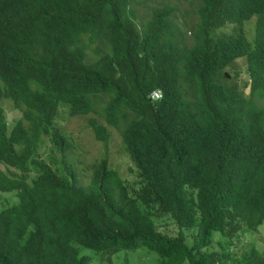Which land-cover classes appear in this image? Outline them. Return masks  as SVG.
<instances>
[{
    "label": "trees",
    "instance_id": "trees-1",
    "mask_svg": "<svg viewBox=\"0 0 264 264\" xmlns=\"http://www.w3.org/2000/svg\"><path fill=\"white\" fill-rule=\"evenodd\" d=\"M199 1L188 46L171 5L146 21L140 0H0V190L19 198L0 210V264H88L79 245L110 264L139 248L157 255L142 264H264L241 244L264 224V0ZM4 100L22 113L11 130ZM63 106L99 142L120 133L134 180L105 154L81 183ZM46 139L60 159L41 158Z\"/></svg>",
    "mask_w": 264,
    "mask_h": 264
},
{
    "label": "rangeland",
    "instance_id": "rangeland-1",
    "mask_svg": "<svg viewBox=\"0 0 264 264\" xmlns=\"http://www.w3.org/2000/svg\"><path fill=\"white\" fill-rule=\"evenodd\" d=\"M140 3L142 6H137L136 11L140 18L145 19L146 21L150 17V9L152 7L163 5L174 6L176 8L175 16L180 21L184 32L183 34L185 35V43L188 46L193 45L194 34L192 29L197 23L196 11L200 5L199 0H140ZM256 21L257 17L255 16L250 21L245 22L246 24L243 27L244 33L250 42L255 40ZM139 28H142L140 23ZM238 29V25H227L216 32L215 38L235 35ZM89 54H92L91 50H89ZM245 64L246 62L244 60H238L237 64L235 65L236 71L243 70V66ZM234 78H236V81L241 84L248 81V77L245 73L241 74L239 78H237L236 74H234ZM248 83L250 84V81ZM241 88H243V86H241ZM249 89V87L246 88V93H249ZM3 107L10 127H12L17 118L21 116V113L15 108L11 100H4ZM64 107L65 106L60 109L56 123L62 133L74 140L72 153L68 154L69 156L66 160L67 162L68 160L71 162L72 160L78 158L76 161H80L75 164V172L78 173L81 183H86L85 176L90 173L92 164L105 156V154H107L109 157L110 164L118 168L119 173L123 178L129 179L130 181L134 180L135 173L130 174V171L134 172L135 166L132 163L129 155L125 152L126 150H124L125 147L120 133L116 129L109 127L108 130L110 135L108 141L105 143L99 142L96 139L93 130L88 126L87 118L78 116L71 117L68 110L66 109L67 107ZM41 148H44L41 151L42 159L51 161L53 157L59 159L61 158L59 152L58 154L53 153L52 146L47 139L46 144ZM70 165L74 166V161H72ZM18 201L19 199L15 191L0 193V210L12 206L15 203L17 204ZM169 222L170 221L168 219H163L160 222L161 231L172 236H177L180 234L181 229ZM182 233L189 239H193V230H183ZM216 236L219 235L216 234ZM241 239V244H255L254 242H256L258 244L257 246L264 250V224L260 226L257 231L251 232L247 234V236H243ZM78 249L80 255L88 259V264H110L107 256H103L91 248L80 245L78 246ZM156 257L157 255L154 252H149L145 248H139L135 251L121 250L118 253L112 255L111 260L113 264H142L146 262L153 263Z\"/></svg>",
    "mask_w": 264,
    "mask_h": 264
},
{
    "label": "clouds",
    "instance_id": "clouds-1",
    "mask_svg": "<svg viewBox=\"0 0 264 264\" xmlns=\"http://www.w3.org/2000/svg\"><path fill=\"white\" fill-rule=\"evenodd\" d=\"M158 94L159 96L157 97V96H154V94ZM163 98V93H162V91H161V89H155V90H153L150 94H149V99L152 101V102H158V101H160L161 99ZM6 101V100H5ZM14 104V103H13ZM4 108V107H3ZM18 110V109H17ZM19 111V110H18ZM20 113H21V111H19ZM21 116H22V113H21ZM20 116V117H21ZM19 117V118H20ZM19 118H17V119H19ZM58 119V118H57ZM16 122V121H15ZM15 124V123H14ZM8 127H9V129L11 130L12 128H13V126L12 127H10V124H8ZM62 133V132H61ZM62 134H64V133H62ZM65 135V134H64ZM66 136V135H65ZM8 191H1L0 190V193H7ZM13 192V191H12ZM16 192V191H15ZM16 195H17V192H16ZM18 197V196H17ZM19 199V198H18ZM18 203H19V201H18ZM17 203V204H18ZM16 204V203H15ZM80 246V245H79ZM79 250V249H78Z\"/></svg>",
    "mask_w": 264,
    "mask_h": 264
},
{
    "label": "built area",
    "instance_id": "built-area-1",
    "mask_svg": "<svg viewBox=\"0 0 264 264\" xmlns=\"http://www.w3.org/2000/svg\"><path fill=\"white\" fill-rule=\"evenodd\" d=\"M154 96H157L158 97L159 95L155 93Z\"/></svg>",
    "mask_w": 264,
    "mask_h": 264
}]
</instances>
